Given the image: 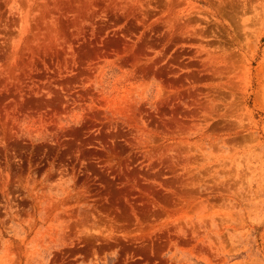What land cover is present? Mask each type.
Here are the masks:
<instances>
[{"label": "rangeland", "instance_id": "374dc122", "mask_svg": "<svg viewBox=\"0 0 264 264\" xmlns=\"http://www.w3.org/2000/svg\"><path fill=\"white\" fill-rule=\"evenodd\" d=\"M0 264H264V0H0Z\"/></svg>", "mask_w": 264, "mask_h": 264}]
</instances>
